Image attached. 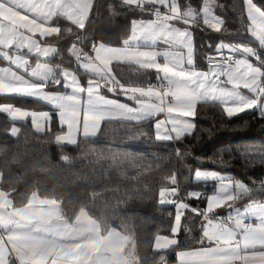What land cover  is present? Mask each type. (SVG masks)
Listing matches in <instances>:
<instances>
[{"label":"snow or ice","instance_id":"1","mask_svg":"<svg viewBox=\"0 0 264 264\" xmlns=\"http://www.w3.org/2000/svg\"><path fill=\"white\" fill-rule=\"evenodd\" d=\"M106 2L109 18L118 15V7L133 17L130 34L119 45H106L103 38L93 40L89 56L81 53L74 57L79 63L54 71L42 62L57 49L44 48L41 41L59 37L64 28L69 36L73 28L86 31L93 16L99 14L97 0H0V97L46 105L50 119L45 120V130L54 122L58 130L67 131V121L86 100V126L92 132L97 122L103 125L106 114L115 113L117 119L141 128L154 120V140L174 144L196 131L199 105H216L229 119L246 112L264 119V5L257 0H236L233 11L240 27L236 33H229L227 21L217 14V9L224 7L218 0H200L199 6L192 0ZM5 6L10 10L8 15L2 11ZM12 16L24 18L32 26L14 22ZM197 31L220 34L218 42L205 45L214 51V55L205 56L207 70L198 67ZM237 34L249 39L227 41V36ZM116 65L132 69L128 83L116 76ZM148 73H155V84L146 82ZM97 80L110 86L98 87ZM32 111L11 102L0 103V115L10 117L12 123L31 119ZM16 132L11 128L5 134L15 136ZM149 138H153L152 133ZM63 142L71 143V135ZM175 151L184 154L181 148ZM193 175L195 181L216 182V187L210 194L191 191L182 196L179 181L173 177L172 186L162 193L160 201L174 210L177 227L173 235L184 231L182 226L189 214L199 224L198 250L180 259L179 264H235L241 232H247L251 240L264 239V200L257 202L250 195L264 193V177L245 182L214 169H196ZM189 200L200 201L203 207L191 205ZM222 209L230 211L221 216ZM4 211L0 204V213ZM246 217L258 221L255 230L242 227L240 221ZM39 231H47V226L38 223L32 231L8 241L0 237V264H35V254L46 253L51 246L34 235ZM193 256L199 258L191 259ZM40 259L53 258L47 255ZM242 259L244 264L264 262V257Z\"/></svg>","mask_w":264,"mask_h":264},{"label":"trees","instance_id":"2","mask_svg":"<svg viewBox=\"0 0 264 264\" xmlns=\"http://www.w3.org/2000/svg\"><path fill=\"white\" fill-rule=\"evenodd\" d=\"M184 0H181L183 3ZM199 6L200 0H192ZM264 5V0H257ZM217 9L226 21L229 33H236L240 25L233 11L236 0H218ZM98 15H94L84 31L85 44L103 38L106 45H119L130 34V15L117 8L118 15L109 18L106 0H97ZM67 28L59 37L49 39L57 47L52 60L55 70L69 69L77 60L71 53L74 38L80 32ZM220 34L196 33L198 67H206L205 56L214 53L207 43L218 42ZM211 37V40H209ZM223 38V37H220ZM228 42H246V35H229ZM132 69L116 65L115 74L125 83L131 79ZM145 80V77H139ZM147 74L146 82L154 80ZM11 102L27 110H43L33 101L0 97V103ZM154 120L142 128L127 121H105L96 137L80 138L75 146L58 144L59 130L37 134L30 120L12 123L0 115V189L10 195L15 207H23L31 197L53 200L68 223H73L81 210L97 220L103 233L117 229L134 238L137 260L135 264H170L177 261L178 252L199 247V224L185 217L183 229L175 247L157 251L158 237H172L174 210L161 204L160 197L171 187L170 180L179 181L181 195L191 191L208 194L214 188L210 182H197L196 169L216 170L247 182L264 177V119L254 112L242 113L231 119L213 104L199 105L197 129L180 143L154 140ZM16 128L15 136L6 135ZM147 133V135L145 134ZM151 133L153 138L150 139ZM181 148L184 154L175 149ZM224 163L221 165L220 160ZM215 161L216 163H210ZM213 184V183H212ZM214 190V189H213ZM257 201L264 193L252 192ZM191 205L203 207L196 200ZM230 211L220 210L223 216Z\"/></svg>","mask_w":264,"mask_h":264},{"label":"crops","instance_id":"3","mask_svg":"<svg viewBox=\"0 0 264 264\" xmlns=\"http://www.w3.org/2000/svg\"><path fill=\"white\" fill-rule=\"evenodd\" d=\"M2 11L6 15L10 10L5 6ZM14 22L23 23L31 27V22L25 21L24 18L12 16ZM61 23H64L61 21ZM38 27V26H37ZM74 30L81 33L76 28ZM84 32V31H83ZM53 38V37H51ZM44 39L41 44L44 48L57 49L56 46L49 43V39ZM15 50V49H14ZM71 53L74 57H78L81 53L84 56H89V50L85 51L78 43L73 44ZM16 55L17 53H12ZM57 51L47 60L43 61L44 67L51 68L55 71V66L52 60L56 57ZM89 59H91L89 57ZM80 61L77 60V63ZM41 63V62H38ZM0 65L3 62L0 61ZM207 70V67H200ZM61 70H66L62 68ZM154 76L155 73H149ZM115 79V76L113 77ZM156 80V78H155ZM98 87H106L105 81L97 80ZM8 87V85H4ZM55 91V89H52ZM40 104V103H39ZM43 110H34L31 112V119H19L17 123H23L28 120L32 123L33 130L40 135L51 132L52 127L56 128L55 123H52L50 129H46L45 120L50 119L46 105L41 104ZM81 108L84 115H81ZM24 109V108H21ZM27 110V109H24ZM16 111H19L16 110ZM16 113L14 112L13 115ZM87 101L85 100L81 107L77 108L74 118L67 121L69 128L67 131H60L55 137L58 144L75 146L80 138L96 137L101 129V124L97 122L95 132H92L86 126ZM10 118V117H9ZM162 118V117H161ZM11 119V118H10ZM105 120L108 119H104ZM71 135V143H64V138ZM58 138L60 140L58 141ZM40 201L46 203L41 204ZM53 200L42 199L38 196L31 197L28 204L23 207H15L12 198L9 194L0 189V204L3 205L5 211L0 213V237L5 241L14 238L16 235H21L30 232L36 228L37 224L46 225L47 231L35 232L34 235L48 242L51 246L46 253H38L36 255L35 264H135L137 260L136 244L131 240L130 236L122 234L117 229H109L105 233L102 232L100 224L97 220L88 215L85 210H81L76 216L73 223H68L62 216L58 204ZM243 221H251V230L258 227V221L254 217H246L241 219ZM27 225L21 227L20 225ZM242 225V224H241ZM245 229V228H244ZM240 232V228H236ZM164 238V237H163ZM240 247L239 256L235 259V264H244L243 257L258 258L264 257V239L251 240L247 238V232H241L237 237ZM196 249L182 250L178 252L177 261L170 264H179V260L188 257L190 252ZM51 255L52 260H42L41 256ZM191 259H198L199 257H190ZM264 264V262H258Z\"/></svg>","mask_w":264,"mask_h":264},{"label":"rangeland","instance_id":"4","mask_svg":"<svg viewBox=\"0 0 264 264\" xmlns=\"http://www.w3.org/2000/svg\"><path fill=\"white\" fill-rule=\"evenodd\" d=\"M81 35H82V33H80L78 36H76L74 38V42L78 43L85 51H87L88 49L86 47V44H82V42L76 40V38L81 36ZM84 41H85V37H84ZM116 116H117V114H115V113H109V114H106L104 119H108V120H105V121H126V120L117 119ZM197 182H203V181H197ZM206 183H208V182H206ZM210 185H214V188H215L216 187V182H210ZM214 188H212L211 190H208V194H210L213 191ZM164 205H166V204H164ZM241 210H242V208H241ZM175 227H177V225ZM130 238H131V240H134L133 237H130ZM177 241L178 240H177L176 236L164 237V238L163 237H158L156 239L155 243H154V248L157 251L167 250V249H170L172 247H175L177 245V243H178Z\"/></svg>","mask_w":264,"mask_h":264},{"label":"built area","instance_id":"5","mask_svg":"<svg viewBox=\"0 0 264 264\" xmlns=\"http://www.w3.org/2000/svg\"><path fill=\"white\" fill-rule=\"evenodd\" d=\"M81 33H82V35L79 36V37H77L76 40L82 42V44H85V41H84V32H81ZM12 53H16V50L13 49L12 50ZM209 54H213L214 55V53H209ZM205 63H206V61H205ZM206 67H207V63H206ZM148 83L155 84L156 83V80L155 79L154 80H151ZM172 180L173 179L170 180V185L171 186H172ZM167 191H164L163 193H166ZM160 200H161V197H160ZM241 224H242V227L245 228L246 230L247 229H250L252 227V222L251 221H243Z\"/></svg>","mask_w":264,"mask_h":264}]
</instances>
